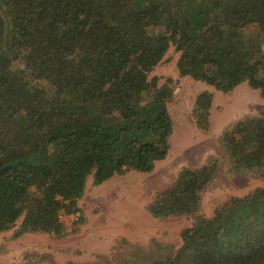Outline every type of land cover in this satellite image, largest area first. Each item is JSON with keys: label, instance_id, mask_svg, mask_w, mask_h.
Instances as JSON below:
<instances>
[{"label": "trees", "instance_id": "obj_1", "mask_svg": "<svg viewBox=\"0 0 264 264\" xmlns=\"http://www.w3.org/2000/svg\"><path fill=\"white\" fill-rule=\"evenodd\" d=\"M171 47L182 77L223 91L248 84L264 99V0H0V234L63 239L61 215L82 212L90 180L167 159L175 88L150 76ZM214 97L193 104L203 132ZM218 147L230 175L264 178V117L231 123ZM220 164L183 167L147 206L160 222L192 219L180 247L123 239L95 264H264V187L203 212Z\"/></svg>", "mask_w": 264, "mask_h": 264}, {"label": "rangeland", "instance_id": "obj_2", "mask_svg": "<svg viewBox=\"0 0 264 264\" xmlns=\"http://www.w3.org/2000/svg\"><path fill=\"white\" fill-rule=\"evenodd\" d=\"M181 56V51L171 47L150 76V80L159 79V87L172 79L175 88V100L168 106L175 125L167 159L158 162L151 173L132 171L116 175L100 186H94L90 180L87 193L79 202L80 216L64 214L66 235L63 239L44 233L14 238L15 230L2 233L0 264H30L34 255H49L44 260L34 258L36 264H95L99 262L98 256L117 254L115 247L123 239L148 246L156 238L180 247L181 231L191 225L192 219L171 217L160 222L152 217L147 206L156 192L173 185L183 167H201L210 156L220 159L221 164L217 176L202 194V209L208 216L215 201L231 195L246 196L253 189L264 187L262 177L230 175L218 147L219 136L231 123L246 115L264 117V99L260 92L248 84L223 91L204 80L182 77L178 69ZM204 91L215 96L208 132L198 129L192 116L193 104Z\"/></svg>", "mask_w": 264, "mask_h": 264}, {"label": "built area", "instance_id": "obj_3", "mask_svg": "<svg viewBox=\"0 0 264 264\" xmlns=\"http://www.w3.org/2000/svg\"><path fill=\"white\" fill-rule=\"evenodd\" d=\"M64 218V214L61 215V220Z\"/></svg>", "mask_w": 264, "mask_h": 264}, {"label": "crops", "instance_id": "obj_4", "mask_svg": "<svg viewBox=\"0 0 264 264\" xmlns=\"http://www.w3.org/2000/svg\"><path fill=\"white\" fill-rule=\"evenodd\" d=\"M1 235V234H0Z\"/></svg>", "mask_w": 264, "mask_h": 264}]
</instances>
